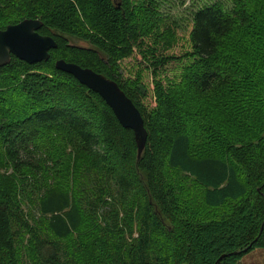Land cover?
Returning <instances> with one entry per match:
<instances>
[{
    "label": "trees",
    "instance_id": "1",
    "mask_svg": "<svg viewBox=\"0 0 264 264\" xmlns=\"http://www.w3.org/2000/svg\"><path fill=\"white\" fill-rule=\"evenodd\" d=\"M133 1L0 0V30L37 18L39 32L58 44L47 61L14 56L0 66V103L16 93L7 86L13 78L26 98L0 108V166L15 175L14 187L0 186V264H238L264 248V137L254 141L264 131L262 5L241 4L233 15L218 2L201 8L192 49L182 52L142 26L144 13L159 27L154 1ZM137 57L153 77L154 107L144 81L125 76ZM58 59L102 73L132 99L148 131L140 159L133 130L98 93L57 69ZM188 60L184 78L216 101L208 115L222 116L220 134L199 107L185 110L168 84ZM51 135L81 159L74 189L54 183L63 164L49 173L40 153L39 141ZM171 170L194 179L203 206L227 212L189 215Z\"/></svg>",
    "mask_w": 264,
    "mask_h": 264
},
{
    "label": "rangeland",
    "instance_id": "2",
    "mask_svg": "<svg viewBox=\"0 0 264 264\" xmlns=\"http://www.w3.org/2000/svg\"><path fill=\"white\" fill-rule=\"evenodd\" d=\"M118 3L120 0H114ZM141 3H144L145 0H139ZM154 8L156 9V18L160 19L158 24V29L152 27L145 22L144 13L139 14V19L143 20L144 23L142 26L147 32L151 35L152 40L160 41L162 39L168 38L172 40L176 45L180 46L181 51H191V41H190V32L192 30V20L194 14L201 8L212 5L216 2L223 4L225 11L228 14L233 15L240 9L241 4L246 5L250 3V9L255 5H262L261 8L264 9L263 0H153ZM137 0L133 1V3ZM143 11V6H141ZM245 7V6H244ZM264 11V10H263ZM15 16V15H12ZM238 23V22H237ZM238 27V26H237ZM243 33H241L235 41H243ZM232 42V41H231ZM139 57L128 61L125 65L126 71L125 76L131 80L137 82L143 80L147 85L149 90V96L147 103L150 107L156 106V95L154 92L153 77L148 69L142 68L139 64ZM189 74V60L186 63L179 64L170 74V80H168L169 86L173 89L176 97L180 100V103L184 105V109H192L196 111L199 107L201 115H207L206 123L211 125V128L215 133H218V130H221L222 116H217L213 114L209 116L208 114L211 111H215L216 101L210 102V100L196 90L193 86H189V79L185 80V75ZM15 86L16 93L7 94V100L4 103H0V108L4 110H11V104L14 100L21 106L22 103L26 105L25 96L20 92L18 82L15 78L12 79V82H9L7 86ZM6 86V87H7ZM5 87V88H6ZM4 88V89H5ZM217 92V90H216ZM190 93V95H189ZM13 101L10 103V101ZM25 101V102H24ZM189 103H195L196 106H190ZM185 109V110H186ZM259 125V123H257ZM264 137V131L256 136L255 142L258 139ZM40 153L43 155V158L46 161L47 169L51 173L52 167L58 163L63 165L60 167V174L54 183L68 185L71 189H74L77 186L76 173L80 169L81 159L79 155L73 150V147L68 144L61 136L51 135L45 136L40 141ZM53 171V170H52ZM172 179L176 183L177 187L179 186L183 191L181 196V203L183 210L187 211L189 215L201 218H218L222 214L227 212L226 207L219 209H210L202 205V189L194 181V179L187 177L184 173H181L176 170H171ZM58 175V174H57ZM56 175V176H57ZM0 186L14 187L15 175L12 173V169L8 165L0 166ZM50 179V178H49ZM48 179V180H49ZM66 180V181H65ZM66 187V186H65ZM137 228V223L134 224V229ZM137 236V233L134 234ZM238 264H264V248H256L248 253H246Z\"/></svg>",
    "mask_w": 264,
    "mask_h": 264
},
{
    "label": "water",
    "instance_id": "3",
    "mask_svg": "<svg viewBox=\"0 0 264 264\" xmlns=\"http://www.w3.org/2000/svg\"><path fill=\"white\" fill-rule=\"evenodd\" d=\"M42 26L41 19L25 18L1 29L0 66L8 65L14 56L30 64L49 60L50 51L57 48L58 44L53 36L39 32ZM55 66L72 74L80 83L98 93L112 108L121 125L133 130L140 159L148 131L140 110L119 84L102 73L65 59H58Z\"/></svg>",
    "mask_w": 264,
    "mask_h": 264
}]
</instances>
